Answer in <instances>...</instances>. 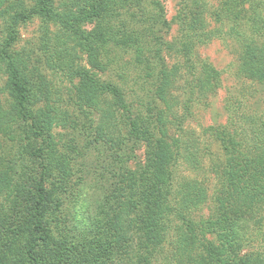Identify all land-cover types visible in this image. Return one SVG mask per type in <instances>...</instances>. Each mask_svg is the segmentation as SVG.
I'll use <instances>...</instances> for the list:
<instances>
[{"label":"trees","instance_id":"1","mask_svg":"<svg viewBox=\"0 0 264 264\" xmlns=\"http://www.w3.org/2000/svg\"><path fill=\"white\" fill-rule=\"evenodd\" d=\"M179 1L167 43L157 1L0 0V264H264V111L233 106L224 127L186 128L223 83L199 56L213 41L237 42L236 75L264 86V3ZM35 20L33 56L17 46ZM118 51L141 72L136 106L98 76ZM95 116L89 145L112 151L118 169L96 223L71 237L61 211L82 184L74 164L86 146L61 133ZM141 145L147 163L131 169L127 153Z\"/></svg>","mask_w":264,"mask_h":264},{"label":"rangeland","instance_id":"2","mask_svg":"<svg viewBox=\"0 0 264 264\" xmlns=\"http://www.w3.org/2000/svg\"><path fill=\"white\" fill-rule=\"evenodd\" d=\"M157 1L164 12L170 28H165L161 35L164 42L170 43L175 39L178 33V26L173 22L177 16L179 0H153ZM257 1V0H255ZM264 3V0H261ZM213 6H219V0H207ZM155 6V5H154ZM150 11V8H149ZM156 14L155 9L152 11ZM211 21V19H209ZM212 23V21H211ZM213 26V23L211 24ZM226 32V30H224ZM21 41L17 49H25L27 52H32L38 55L37 46L40 41V22L35 20L23 26L20 29ZM240 49L237 42L230 38L215 40L205 48L199 50V56L202 60H207L214 68L222 73L223 83L221 89L218 90L216 95H212L208 100L209 107L207 109H200L194 115L193 119L188 121L187 129L195 131L196 133L210 127L226 126L229 119V110L233 107L243 106L246 113L260 115L264 111V86L247 81L236 75V67L239 63ZM132 58L128 52L118 51L112 54L110 65L106 74H99V78L108 84L121 90L125 98L131 102V105L136 106L140 101L134 99L136 96H144L146 93L138 86L135 81L140 76L141 72L136 70L132 63ZM58 80V79H57ZM73 87L71 84L64 83V86ZM73 91V90H72ZM112 97L108 102L112 101ZM69 107L74 109L72 99H70ZM148 107L144 108V112H148ZM121 113L119 114L118 120ZM84 118L79 120L80 131L69 129L63 132L67 140H74L80 146H86L83 159L79 158L75 162L76 180L81 181L79 190L73 192L68 199L64 202L61 218L64 224L60 225L62 234H67L71 237H79L87 227L91 228L92 224L96 223L97 213L101 199H103L114 172L118 169V164L110 158L113 154L112 151L104 150L98 145H89L92 141L95 126L100 121V117H94L93 122L86 123ZM122 122H125L121 120ZM125 124V123H124ZM129 125V121L125 127ZM67 143V141H66ZM213 154L215 156H222L219 145L212 144ZM133 154L127 153L130 157L129 168L136 169V164L145 165L147 163L148 149L145 145L136 148ZM184 173V171H182ZM187 174V173H184ZM207 178L209 181L210 200L205 209L203 216L208 218L215 216L213 194L215 189V181L211 172H206L202 177ZM214 213V214H213ZM212 214V215H211Z\"/></svg>","mask_w":264,"mask_h":264}]
</instances>
